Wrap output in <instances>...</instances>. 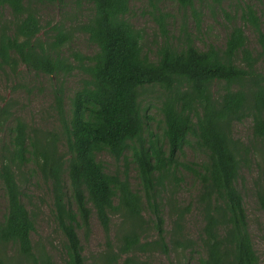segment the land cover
Segmentation results:
<instances>
[{
    "label": "trees",
    "instance_id": "obj_1",
    "mask_svg": "<svg viewBox=\"0 0 264 264\" xmlns=\"http://www.w3.org/2000/svg\"><path fill=\"white\" fill-rule=\"evenodd\" d=\"M84 1L92 12L79 30L96 50L91 56L75 54L70 61L60 53L68 35L58 30L45 34L43 41L38 18L24 0H0V10L10 11L8 20H0V78H16L21 67L58 82L73 71L84 75L67 104L61 84L54 87L60 131L29 126L0 99V184L6 200L0 217V264H54L31 241L35 222L22 202L19 181L25 170L50 185L64 264H148L154 254L170 264H191L192 257L198 264H259L237 187L249 159L258 156L264 164V33L258 19L249 12L257 52L248 47L242 28L233 26L223 47L200 49L184 34L181 43L159 44L152 60L143 52L141 32L126 20L129 0ZM175 1L194 10L196 4L220 5L224 0ZM150 97L159 103V134L149 131L145 103ZM246 119L252 123L253 141L262 145L261 155L233 134V126ZM187 146L203 158L185 162ZM99 153L115 161L129 153L139 191L106 173L96 159ZM263 168L256 199L264 215ZM185 174L197 190L184 203L179 193ZM92 213L106 240L111 216L119 215L121 232L88 261L77 231L87 237ZM192 215L201 222L196 237L189 232ZM261 233L264 240V225Z\"/></svg>",
    "mask_w": 264,
    "mask_h": 264
},
{
    "label": "rangeland",
    "instance_id": "obj_2",
    "mask_svg": "<svg viewBox=\"0 0 264 264\" xmlns=\"http://www.w3.org/2000/svg\"><path fill=\"white\" fill-rule=\"evenodd\" d=\"M24 4H27L29 10L38 18L41 26L38 36L43 41L46 39L45 34L52 36L58 30L70 37L69 42L60 52L70 61H74L75 54L91 56L95 52L96 47L79 30L80 25L86 22L92 12L90 4L84 0H65L61 4L24 0ZM194 8V10L183 9L175 0H129V13L126 15V20L141 32L143 52L152 60L155 58V51L159 44L167 40L176 45L184 40V34L192 38L200 49L208 45L223 47L233 26L242 28L247 37L248 47L253 52L260 50L257 35L249 21V12L251 11L258 19L260 29L264 33V0H224L220 5L207 1L196 4ZM9 18V9H1L0 20L4 21ZM83 78L84 75L81 72L73 71L62 82H58L54 77L36 74L21 67L16 78H0V99L4 98L10 103L13 116L21 118L29 126L60 131L61 124L54 108V87L61 84L67 104L68 98L80 87ZM145 107H148V115L151 117L149 131L159 134L161 116L157 111L159 107L157 99L150 97ZM12 124L10 120L7 127ZM233 134L248 145L254 155H261L262 145L252 139L250 119L236 123L233 126ZM1 138H6V135L2 134ZM182 155L185 162L198 161L203 158L195 147H185ZM96 159L103 164L106 173L126 179L132 190L139 191L137 172L129 162V153H126V159L121 158L119 161H115L106 153L97 154ZM263 165L262 159L258 156L249 159L242 169L243 178L237 183L243 197L248 230L259 264H264V240L261 233L264 215L257 203L256 190L260 181V168ZM27 171L30 170H25L19 176V181L25 193V196L21 198L22 202L34 217L35 231L31 235L32 244L44 249L51 256L54 264H64L62 237L54 220L50 185L43 182L38 174H29ZM196 190L197 186L185 174L182 191L179 193L181 202H188ZM5 208L6 200L0 184V217ZM164 218L165 229L168 230L166 210H164ZM200 225V219L196 215L189 218V232L192 237L197 236ZM120 227L119 215L111 216L107 234L109 244H113L119 238ZM77 233L83 246V254L88 261L106 249L105 233L93 213L87 237L82 230H78ZM6 251L9 255L14 254L11 247H7ZM147 261L148 264H170L169 260L160 254L152 255ZM190 263L198 264L195 257L190 259Z\"/></svg>",
    "mask_w": 264,
    "mask_h": 264
}]
</instances>
